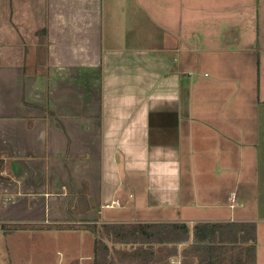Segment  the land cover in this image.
I'll use <instances>...</instances> for the list:
<instances>
[{"label": "crops", "instance_id": "1", "mask_svg": "<svg viewBox=\"0 0 264 264\" xmlns=\"http://www.w3.org/2000/svg\"><path fill=\"white\" fill-rule=\"evenodd\" d=\"M261 59L264 0H0V224H186L109 246L264 264Z\"/></svg>", "mask_w": 264, "mask_h": 264}, {"label": "rangeland", "instance_id": "2", "mask_svg": "<svg viewBox=\"0 0 264 264\" xmlns=\"http://www.w3.org/2000/svg\"><path fill=\"white\" fill-rule=\"evenodd\" d=\"M261 64L264 67L263 59ZM212 74L209 69H203L201 76L210 78ZM260 93L264 95V92H257L258 95ZM253 112L255 114V110ZM46 224H0V264H89L87 258L94 253V235L91 232L86 235L82 231L61 230L80 229L85 224H53L55 228ZM19 226L23 230L17 229Z\"/></svg>", "mask_w": 264, "mask_h": 264}, {"label": "trees", "instance_id": "3", "mask_svg": "<svg viewBox=\"0 0 264 264\" xmlns=\"http://www.w3.org/2000/svg\"><path fill=\"white\" fill-rule=\"evenodd\" d=\"M181 228L183 231H188V227L186 224H162V223H106L98 226L97 224L86 226V228L90 229L95 235V262L94 264H123L124 257L127 254L124 251L118 249L115 252H111L109 242L111 241L113 244L116 243H141L145 245L149 243L150 245L153 243H160L161 239H163L164 235L167 238V231H174L172 228ZM168 229V230H167ZM202 233H205V237H209L210 233L216 234L220 232L221 235L227 234L228 232H233L232 240H235V243H243L242 242V234L246 232L255 233V225L252 223H236V224H227V223H207L200 227ZM214 232V233H213ZM164 234V235H163ZM248 234V233H246ZM231 247V253H236V261L238 264H254V248H247L246 252H242L243 250H237V246L233 244ZM194 251L197 253L202 251L203 256L200 257V262L202 264H216L214 260L209 259L210 256L214 255L217 251V247L214 246H203V247H195ZM147 249L143 246H138L134 252L138 257H145ZM246 253V255H245ZM150 254H155L154 251H150ZM245 256V257H244ZM154 257V255H153ZM118 258V261L116 260ZM152 258V256H151ZM246 258V261H244ZM141 260H134L133 264H145ZM146 261V260H145ZM232 262V261H230ZM127 264V262H126ZM221 264V263H219ZM231 264V263H230ZM235 264V263H232Z\"/></svg>", "mask_w": 264, "mask_h": 264}]
</instances>
